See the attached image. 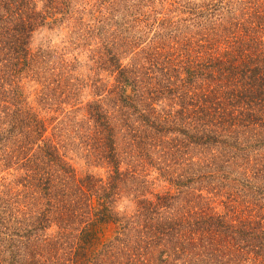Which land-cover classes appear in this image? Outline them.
Returning <instances> with one entry per match:
<instances>
[{
  "label": "trees",
  "instance_id": "1",
  "mask_svg": "<svg viewBox=\"0 0 264 264\" xmlns=\"http://www.w3.org/2000/svg\"><path fill=\"white\" fill-rule=\"evenodd\" d=\"M0 264H264V0H0Z\"/></svg>",
  "mask_w": 264,
  "mask_h": 264
}]
</instances>
